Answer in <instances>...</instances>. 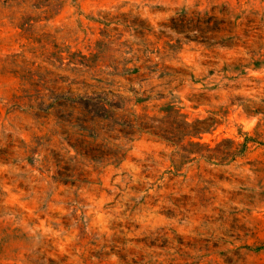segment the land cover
<instances>
[{"label":"rangeland","instance_id":"rangeland-1","mask_svg":"<svg viewBox=\"0 0 264 264\" xmlns=\"http://www.w3.org/2000/svg\"><path fill=\"white\" fill-rule=\"evenodd\" d=\"M0 264H264V0H0Z\"/></svg>","mask_w":264,"mask_h":264},{"label":"trees","instance_id":"trees-1","mask_svg":"<svg viewBox=\"0 0 264 264\" xmlns=\"http://www.w3.org/2000/svg\"><path fill=\"white\" fill-rule=\"evenodd\" d=\"M102 95L115 96L111 91L101 92L100 96H97V101L89 113L95 120L105 121L112 117L108 106L113 108L115 105ZM167 112L168 115L159 120L148 117L139 118L138 128L174 146L181 147L179 154H182V158L188 159L191 156H201L203 158L213 159L214 155H212V153L215 151L211 150L208 146L205 147L193 141L187 146H182L186 139L192 140V138L198 137L204 128H198V125H190L184 117L174 109Z\"/></svg>","mask_w":264,"mask_h":264}]
</instances>
